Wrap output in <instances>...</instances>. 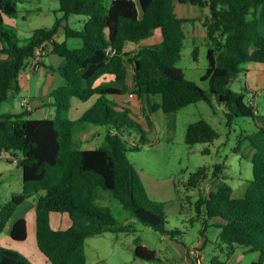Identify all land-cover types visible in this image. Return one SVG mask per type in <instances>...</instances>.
I'll return each instance as SVG.
<instances>
[{
  "label": "trees",
  "instance_id": "16d2710c",
  "mask_svg": "<svg viewBox=\"0 0 264 264\" xmlns=\"http://www.w3.org/2000/svg\"><path fill=\"white\" fill-rule=\"evenodd\" d=\"M25 1L0 0V54L4 56L0 60V158L6 152L18 153L22 169L21 193L5 202L0 200V235L18 209L36 198L40 252L51 264H87V239L125 231L117 226L111 209L98 204L103 193H108L139 223L188 249L181 240L182 232L167 229L165 204L151 199L128 158L129 153L149 144L138 117L118 103L130 91L127 80L131 66L132 94L139 99L160 98L153 104V112L175 114L200 102L212 106L214 98L225 108L228 126L238 118L254 122L256 131L244 139L253 152V178L245 196L232 198L233 188L228 178L220 177L221 166H216V190L208 199L197 202L196 209L200 213L204 207L206 232L210 227L219 229V239L229 248V254L236 247L246 248L259 254L252 264H264V118L256 106L245 101L243 93L231 89L245 65L264 66V0H59L56 14L61 16L57 15L53 26L38 29L27 40H21L15 27L6 21L17 18L19 5ZM176 3L209 10L203 24L209 38L208 68L201 78L208 82L209 92L188 80L177 66L187 37L185 27L194 20L179 18ZM72 16L86 18L81 29L70 26ZM61 28L65 40L57 42ZM157 30L161 31V42L141 46ZM70 40H80L82 45L71 47ZM45 43L63 60L58 69L63 85L52 93L56 118L33 119L27 108L20 113L3 112V104L21 92L20 75ZM129 44L139 48L129 52ZM109 49L116 53L110 54ZM105 77L113 80L101 81ZM93 98L95 103L80 119L69 118L74 99L87 103ZM79 125L106 127L104 145L86 150L75 147ZM219 138L207 121L200 120L188 126L185 141L195 146L213 144ZM207 171L199 169L188 187H198ZM52 213L68 214L71 227L53 229ZM211 219L215 221L209 225ZM27 237V221L20 219L11 229V238L23 243ZM203 237L208 238L205 234ZM135 255L146 262L159 261L155 250L141 245L136 247ZM188 256L192 257L190 250ZM0 264L32 263L21 253L0 247ZM209 264L227 263L216 257Z\"/></svg>",
  "mask_w": 264,
  "mask_h": 264
},
{
  "label": "rangeland",
  "instance_id": "374dc122",
  "mask_svg": "<svg viewBox=\"0 0 264 264\" xmlns=\"http://www.w3.org/2000/svg\"><path fill=\"white\" fill-rule=\"evenodd\" d=\"M190 6L185 7L189 13H191ZM58 8L59 0H27L19 5L17 18L6 20L7 23L11 20H17L21 26L22 16L25 15L27 16L26 24L28 27L24 28L21 26L24 31L47 28L55 23ZM57 15L59 16L60 14L57 13ZM85 19L83 16H72L69 19V24L73 28L81 29L82 24L79 21ZM185 29L187 30V37L185 38L181 59L177 66L183 70L188 80L195 82L203 90L209 92L208 82L201 80L208 68V34L205 28L195 21H192ZM16 32L22 40L20 28ZM61 40H65L64 32L61 34ZM161 40V31L157 30L151 39L144 42V45H156ZM73 42L77 41L70 40L69 44L71 47L75 45L72 44ZM195 51L198 52L196 56ZM46 55H49L48 49ZM3 58L4 56L0 54V60ZM129 68L128 78L132 79L133 71L131 66ZM255 71L252 70V74ZM59 80L62 79H58L55 82L56 85H59ZM247 84H250L251 89L257 95V97L255 94L252 95L250 101L256 106L260 116L264 118V71H256L249 79L245 77L244 73H241L231 83V89L235 93H243L245 98H248L249 94L245 90ZM134 89L133 86L130 88L123 101L130 108H132L135 100L139 101L136 95L134 97L130 96ZM13 98L18 103L19 108H21V98L14 95L9 99V102ZM145 99L146 101L137 116L146 121L143 127L147 131L149 144L142 147L139 152L129 153L128 158L140 175L151 199L165 204L168 216L167 229L182 232L181 240L188 246V250L194 248L201 255L205 254L206 259L202 264H209L216 257L227 264H252L257 262L259 254L249 252L246 248L236 247L234 252L229 254V248L222 244L219 239V229L210 227L206 232V225L203 220L204 207H201L200 213L196 209L197 202L204 198L208 199L209 194L216 190L218 183L217 178L214 177L216 166H221L223 173L220 177L228 178L227 182L233 188L232 198L241 199L245 196L248 182L253 178V152L244 139L247 135L256 131L254 122L249 118H238L233 121L231 126H228L225 108L216 99L212 98V106L206 102H200L170 115L158 110L152 114V124L149 127L146 120V107H149L150 111L153 112L152 106L155 102H160V98L148 96ZM7 104H3V111L7 110ZM80 104L83 103L78 99H74V108L69 113L71 120L81 118L77 116L78 113L76 111L81 108L82 105ZM45 114L47 115V112ZM55 114L43 116L37 113L33 118L55 119ZM200 120L207 121L218 132L220 138L213 144L188 146L185 141L187 128ZM75 134V147L82 150L96 149L104 145L107 128L94 125H79ZM240 142L241 146H239ZM4 166L13 169L6 172L3 179L0 177V186L7 188L20 178V169L11 163L4 164ZM203 168L208 170L205 172L204 181L198 187H188L189 181L191 182L190 179L199 169ZM12 191L14 194H20L22 191L21 184L17 188L14 186ZM2 199L3 201L5 200L4 197ZM98 204L109 207L118 221L117 226L124 227L125 231L121 233L105 232L99 236L87 239L85 244L87 264H193L192 259L197 263V257H191V259L186 254V259H183V261L178 259L184 253L177 254L176 251L174 252L171 249L172 246L169 244L170 239L168 236L156 233L139 223L110 194L103 193V199ZM32 206L33 203L30 201L26 203L23 209L18 210L16 214V217L24 215L30 223L33 222L35 224L28 240L23 243L17 242L13 244L10 243V237L8 238L5 235V239H2V245L21 254L23 253L22 255L32 264H43L40 260L47 259L40 252L37 245L36 214L27 213ZM214 221L215 219H211L207 223L212 225ZM53 225H56L55 219H53ZM203 234L208 238L205 239ZM138 245L155 250L159 261L150 263L138 259L135 255V249ZM181 246L179 244L180 251L182 250L180 249ZM48 264L51 263L48 262Z\"/></svg>",
  "mask_w": 264,
  "mask_h": 264
},
{
  "label": "crops",
  "instance_id": "0c3cea01",
  "mask_svg": "<svg viewBox=\"0 0 264 264\" xmlns=\"http://www.w3.org/2000/svg\"><path fill=\"white\" fill-rule=\"evenodd\" d=\"M135 2H137L138 0H133ZM189 5H181L179 3H176L175 5V13L177 14V16L179 18H185V19H191L194 20L195 22H199L202 26L205 23V21L207 20V18L209 17V10L206 8H200V7H194V6H190V10L191 13L186 11V8ZM58 11V10H57ZM56 11V12H57ZM195 11V12H194ZM61 16V14L59 15ZM58 16V17H59ZM57 17V14H56ZM7 22V21H6ZM27 16H22V27H26L27 24ZM82 26L84 24V20L79 21ZM7 24L15 27V29L17 30L18 28H20V31L22 33V40H27L28 38H30L33 33L38 30H26L24 31L23 28L19 25V22L17 20H11L9 21ZM65 23H63L64 25ZM190 24V23H189ZM187 24V25H189ZM186 25V26H187ZM28 27V26H27ZM52 27V26H51ZM48 28V27H47ZM82 28V27H81ZM41 29V28H40ZM64 32V29L61 28L57 37V42H63L61 40V34ZM187 32V30H186ZM77 42H73L72 44L73 47H80L82 45L80 40H76ZM144 45V42L141 44V46ZM139 48L138 45L135 44H129L126 47V50L131 52V51H136ZM62 58H60L59 56L55 55L51 52L49 53V55H47L43 62H42V66L41 69L39 71H33L30 67H26L25 71L20 75L19 78V84L21 86V92L19 94H17V97L21 98L20 101V107L18 106V103L16 102V100L13 98L10 102H6L7 104V110L3 111V107H2V111L3 112H12V113H20L24 110V106L23 103H26L27 105V110H29L33 115L31 118H33V116H36L37 113L43 115V116H48V114H52V113H56L55 115H57V109L55 106V102L54 99L52 98V93L54 90H56L57 88H59L60 86L63 85V79L60 78V74L58 72V69L62 63ZM49 62V63H48ZM250 65V66H249ZM244 74L245 77L247 79H249L251 77V75L255 74L256 71L260 72L261 70L264 71V66L261 64H247L244 67ZM252 70H256L253 74H252ZM58 79H62L59 80L58 84L56 85V81H58ZM54 80V81H53ZM113 78L112 77H105L103 78L101 81H107L110 82L112 81ZM127 83L129 85V87L131 88L132 86L134 87V83H133V76L132 79L127 80ZM245 90L246 92L249 94V97L245 98V101L247 103H251V98L252 95L255 94V96L257 97L255 91H253V89H251L250 84H247L245 86ZM19 98V99H20ZM125 96L120 97L118 99V103L121 105H125L123 103ZM250 98V99H249ZM93 100V101H92ZM96 101V98L91 99L90 101H88L87 103H83L80 104L82 105L81 108L77 109V113L79 117H81L85 111H87ZM146 101L145 98L143 99H139V101L135 100L133 102V106L132 108L128 107L132 113L137 116V114L140 112V108L143 107V103ZM74 103V100H73ZM77 103V102H76ZM252 105H254L253 103H251ZM85 105V106H84ZM4 106V105H3ZM126 106V105H125ZM255 106V105H254ZM74 108V106L72 107V109ZM147 108V114H146V120L147 123L149 125V127H151L152 124V114L155 112H151L149 107ZM143 111H145V109H143ZM45 112H47V115L45 114ZM71 112V111H70ZM139 119V122L144 126L146 123V121L144 119H142L141 117L137 116ZM47 118V117H44ZM34 119V118H33ZM41 119V118H39ZM84 128V127H82ZM21 158V155L16 153L15 155H13L12 153H4L2 155V157L0 158V177L3 179L4 174L6 172H8L9 170H13L10 169V167H6L4 166V164H14L18 169H20V173H19V179L16 180V182L12 183L11 185H9L7 188H4L3 186H0V200L4 197L5 200L2 201H8L10 200V198L12 197V195L14 194V192L12 191L14 189V186L17 188L19 186V184H21V190H22V169L19 168L18 166V162ZM2 165V166H1ZM8 175V174H7ZM30 201H32L33 206L30 207L29 211H27V213L29 212V214H36L35 212V207H36V198H32L27 200L18 210L20 211L21 209H23L26 206V203H29ZM18 213V211L16 212V214ZM13 217V219L9 222V224L7 225L6 229L4 230V232L0 235V247H3L2 245V239H5V235L8 236V238L10 237V243H17L16 241H14L11 238V229L13 227V225L20 219H25L27 221V227H28V238L30 237V234L32 232V228L33 226L35 227V224L33 222H29L27 217H25L24 215H21L19 217ZM53 219H55L56 225H53ZM72 225V220L70 218V216L68 214H58V213H52L51 214V226L53 229L55 230H67L68 228H70ZM26 240V241H27ZM25 241V242H26ZM169 244L172 246L171 249H173V251L178 254V253H184V255L182 254L181 258H178L180 260L183 261V259H186V255H188V249L187 247H183L181 246L180 249H182L181 251L179 250V244H177L175 241H169ZM7 248V247H5ZM184 248V249H183ZM239 248V247H238ZM10 249V248H8ZM13 250V249H12ZM190 250V249H189ZM23 254V253H22ZM47 259V258H46ZM177 260V258H175ZM181 261V262H182ZM41 263L43 264H48V260L42 259L40 260ZM50 263V262H49Z\"/></svg>",
  "mask_w": 264,
  "mask_h": 264
},
{
  "label": "built area",
  "instance_id": "2783aa9c",
  "mask_svg": "<svg viewBox=\"0 0 264 264\" xmlns=\"http://www.w3.org/2000/svg\"><path fill=\"white\" fill-rule=\"evenodd\" d=\"M47 49H48V53L51 52L52 50V47L45 43L43 44L41 47H39L37 50H36V53H35V57L33 59H31L27 65V67H30L33 71H39L41 69V66H42V62L44 60V58L47 56L46 53H47ZM110 54L114 55L116 53V51L114 50H111L109 49L108 51ZM131 97H134V94H131L130 95ZM23 106L25 108H27V105L26 103H23ZM190 254L192 257H197L198 261L197 263L198 264H202V262L205 261L206 257H205V254H200L199 251H197L196 249L192 248L190 250Z\"/></svg>",
  "mask_w": 264,
  "mask_h": 264
}]
</instances>
